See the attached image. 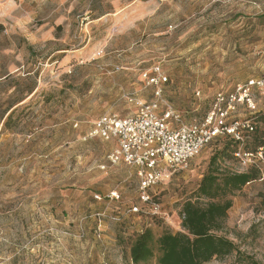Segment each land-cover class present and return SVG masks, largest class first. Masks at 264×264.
<instances>
[{
    "label": "rangeland",
    "instance_id": "374dc122",
    "mask_svg": "<svg viewBox=\"0 0 264 264\" xmlns=\"http://www.w3.org/2000/svg\"><path fill=\"white\" fill-rule=\"evenodd\" d=\"M4 11L0 264H132L131 243L145 228L156 237L181 231V206L196 200L213 155L220 173L248 170L231 155L219 157L228 140L215 138L152 190L158 214L139 215L128 212L141 206L135 169L109 164L108 142L81 137L102 115L134 112L128 97L151 99L139 72L153 64L168 77L164 99L186 120L201 119L215 92L259 76L264 0H71L42 10L29 26L18 3ZM40 23L43 34L28 40L27 30ZM257 99L264 113V96ZM257 166L258 178L229 197L218 234L264 264V159ZM96 212L104 214L99 238ZM240 260L232 253L205 264ZM142 264H156V254Z\"/></svg>",
    "mask_w": 264,
    "mask_h": 264
},
{
    "label": "built area",
    "instance_id": "2783aa9c",
    "mask_svg": "<svg viewBox=\"0 0 264 264\" xmlns=\"http://www.w3.org/2000/svg\"><path fill=\"white\" fill-rule=\"evenodd\" d=\"M144 88L151 89V99L128 97L135 111L125 116L105 114L98 117L81 141L100 139L114 141L115 148L107 155L111 165L124 164L135 169L138 178V200L141 206H132L129 213L158 214L152 190L171 174L187 166L213 139L228 137L238 144L233 157L244 167L257 166L264 159V147L255 151L245 149L254 132L255 116L260 112L258 96H264V68L259 76L236 84L227 91H217L210 108L201 119L186 120L163 97L166 76L156 63L139 72ZM200 93L196 92V96ZM258 167V166H257ZM101 170L105 165L100 166ZM97 200L101 197L96 196ZM114 192L109 199L117 200ZM149 206L150 210H144ZM96 219V238L100 237L101 212L92 214ZM116 220V218H112Z\"/></svg>",
    "mask_w": 264,
    "mask_h": 264
},
{
    "label": "trees",
    "instance_id": "16d2710c",
    "mask_svg": "<svg viewBox=\"0 0 264 264\" xmlns=\"http://www.w3.org/2000/svg\"><path fill=\"white\" fill-rule=\"evenodd\" d=\"M255 122L250 142L245 143V149L251 147L249 150L252 151L264 147V130L261 129L264 126V113H257ZM223 138L228 143L219 152V157H233L238 144L228 137ZM217 158L216 154L210 158L208 171L194 192L196 200L185 201L181 206V231H164L156 237L150 228H145L131 243L129 257L132 264L146 263L155 254L156 264H205L232 253H236L241 258L240 262L245 264H260L252 258H246L231 240L218 234L232 205L229 197L256 180L260 174L259 168L249 166L245 172L220 173L216 166ZM199 199H206V202L201 205Z\"/></svg>",
    "mask_w": 264,
    "mask_h": 264
},
{
    "label": "crops",
    "instance_id": "0c3cea01",
    "mask_svg": "<svg viewBox=\"0 0 264 264\" xmlns=\"http://www.w3.org/2000/svg\"><path fill=\"white\" fill-rule=\"evenodd\" d=\"M0 1L2 2V3H0V12L2 14L5 12L4 9L7 6L11 5V3H14V4L18 3L20 8H22V10L24 12L22 14V16L24 17V18H22V20H23V22L26 23L25 26H29V24L33 20L42 16V10H46L48 8H51L53 5L59 6V4L60 5L66 4L71 0H18V1H16V0H0ZM58 23H59V20H56V25H59ZM44 26H45L44 23H40V24L36 25V27L34 28V31L27 30V32L25 34L27 39L30 41H34L37 37L41 36L45 30ZM47 36H51V32L46 33L45 37H47ZM86 132H84L83 135ZM108 143L112 146L113 149L115 148V142L114 141H109ZM109 218L111 219L110 216H109ZM174 221H176V220L174 219ZM180 222H181V220H179V224H180ZM103 226H104V224H103Z\"/></svg>",
    "mask_w": 264,
    "mask_h": 264
}]
</instances>
